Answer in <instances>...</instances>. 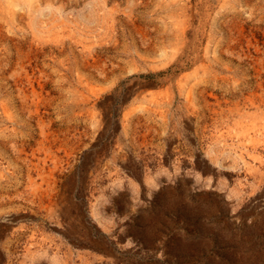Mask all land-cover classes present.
<instances>
[{"label": "rangeland", "instance_id": "rangeland-1", "mask_svg": "<svg viewBox=\"0 0 264 264\" xmlns=\"http://www.w3.org/2000/svg\"><path fill=\"white\" fill-rule=\"evenodd\" d=\"M227 1L0 0V262L264 264V0Z\"/></svg>", "mask_w": 264, "mask_h": 264}, {"label": "crops", "instance_id": "crops-1", "mask_svg": "<svg viewBox=\"0 0 264 264\" xmlns=\"http://www.w3.org/2000/svg\"><path fill=\"white\" fill-rule=\"evenodd\" d=\"M145 205L147 206V202L145 203ZM128 209H129L128 210V213H129V216L128 217H125L124 218L123 216H121L119 219H117V218H112V219L109 218V219H107L104 216V217H101V218L99 217V221H101V223L103 225L109 227L112 230L113 229L114 230L115 229L116 230H119L120 228H125L126 229V227L129 225V223L132 222L133 219H135V216H132L131 217V214H132L131 212L134 213V212L138 211L137 206L134 205L133 203L130 204V206H129ZM76 238H77V241L79 243L80 242V234L77 231H76ZM56 242H57L56 245L61 246V247L66 244V242H63V243L58 242V241H56ZM79 245H80V243L78 244V246ZM1 246H2V244L0 243V251H1V248H2ZM45 260H48V261H45ZM23 262H24V264H61L58 256L57 255H52V252L51 253H33V252L28 253L27 256H26V258H25V260ZM0 264H9V261L2 262V260H1ZM16 264H22L21 257H19L16 260Z\"/></svg>", "mask_w": 264, "mask_h": 264}, {"label": "bare ground", "instance_id": "bare-ground-1", "mask_svg": "<svg viewBox=\"0 0 264 264\" xmlns=\"http://www.w3.org/2000/svg\"><path fill=\"white\" fill-rule=\"evenodd\" d=\"M216 2H218V1H220V0H215ZM226 2H228L227 0H225ZM243 1V0H242ZM20 2V1H19ZM208 2V1H207ZM214 2V1H213ZM223 2V1H222ZM206 3V2H205ZM209 3V2H208ZM215 4V3H214ZM222 4V3H221ZM223 4H225L224 2H223ZM216 5V4H215ZM214 6V5H213ZM222 6H224V5H222ZM183 7H184V5H183ZM179 8H181V7H179ZM182 9V8H181ZM184 10V9H183ZM188 21V20H187ZM242 123V122H241ZM241 134V133H240ZM244 135V134H243ZM236 137H238V136H236Z\"/></svg>", "mask_w": 264, "mask_h": 264}]
</instances>
